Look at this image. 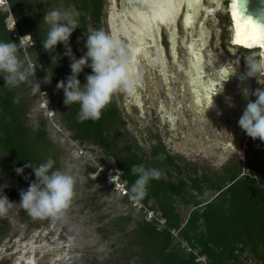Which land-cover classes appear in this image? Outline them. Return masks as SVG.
<instances>
[{
  "label": "trees",
  "instance_id": "1",
  "mask_svg": "<svg viewBox=\"0 0 264 264\" xmlns=\"http://www.w3.org/2000/svg\"><path fill=\"white\" fill-rule=\"evenodd\" d=\"M5 1L8 10H0V41L18 44L25 66L36 67L35 80L43 81L47 74L49 78L52 76L49 84L55 97L50 99L49 108L59 127L70 134L73 142L96 147L102 155L99 162L104 170H114L112 173L130 197L129 189L137 178L131 172L134 165L142 164L161 172L160 179L149 182L147 195L139 202L157 213L164 225L160 227L144 218L135 220L130 215L112 217L103 231L109 230L110 236L118 239L101 264H199L171 232L177 233L191 251L205 257L207 264H242L244 256L264 264V200L257 198V190L249 178L236 180L239 167L234 170V165H228L225 175L215 182L192 180L187 167H177L175 157L166 151L157 133L144 147L137 142L113 97L96 121L80 122L77 119L79 106L63 103V92L57 90L56 85L70 75V61L63 55L62 45H57L55 53L43 50L41 43L48 32V25L42 22L44 13L52 9L80 12L79 28L69 41L72 53L79 59L86 52L84 45L91 33L89 28H101L104 0ZM9 17L14 21L15 31L7 28ZM26 37L30 44L23 53L19 38ZM54 55L60 57L57 65L52 61ZM88 74L91 70L85 68L79 75L81 84ZM40 85L46 90L44 83ZM17 98L18 102H14ZM36 105L29 85L10 88L0 77V178L10 187L4 188V194L12 202L19 203V192L35 180L31 168H24L22 175L16 174V168H23L26 163L38 166L52 158L54 168L62 171V152L53 143L47 120L39 117L35 124L30 120V112ZM87 174H96V169L87 168ZM96 177L94 181L87 179L88 184L95 186L104 181L102 173ZM123 201L129 203V197H124ZM179 207L191 208L187 217H182ZM22 215V220H28L31 228H38L51 219H33L24 210ZM9 229L8 222L0 219V240Z\"/></svg>",
  "mask_w": 264,
  "mask_h": 264
},
{
  "label": "rangeland",
  "instance_id": "2",
  "mask_svg": "<svg viewBox=\"0 0 264 264\" xmlns=\"http://www.w3.org/2000/svg\"><path fill=\"white\" fill-rule=\"evenodd\" d=\"M111 0H104L103 17L101 20V28L109 32L107 24V16L109 13ZM221 2L222 10L216 12L215 18L212 20L228 21L227 4L229 0H218ZM201 7L205 9H213L215 4L212 0H202ZM0 10L6 12L8 6L5 0H0ZM60 11H65L60 9ZM181 13L176 17V28L173 29L170 25L168 28L159 25L160 39L164 40L163 47L160 46V52L163 57L167 74L165 78L159 75L157 62H148L147 58H154L155 49L150 41H146L148 47L146 56L138 55L136 72L140 77V86L135 90L133 96L125 93H116L113 95L118 108L121 111L122 117L125 120L127 129L132 133L137 142L144 147L149 141L153 140L155 133L159 135L161 141L171 156H174L178 151L182 153L185 159H190L193 155V147L190 143L189 135H193L194 131H198V137H201V132L190 124L185 125L184 130H180L182 137L175 140L173 137L166 134L164 123L159 121V111L157 104H163L166 107V100L163 97L164 86L170 87L172 96L175 97L177 84H172L171 80H183L180 75V70L184 68V44L187 43V32L181 30ZM202 17V10L199 9L196 22ZM7 28L15 31L14 21L9 17L6 21ZM227 28L231 27L228 23ZM90 32L94 31L90 27ZM208 36H213L212 51H216V32L214 28L207 29ZM233 33H229L232 36ZM145 41V40H144ZM142 41V42H144ZM141 42V46H142ZM226 43V42H225ZM30 41L20 43L22 52L29 46ZM143 49V48H142ZM237 51V49H234ZM255 51H249L247 54H253ZM135 57V59H136ZM152 61V60H151ZM261 63H263L260 57ZM151 63V64H150ZM29 66H32L29 64ZM263 73V72H261ZM259 74L258 87H264V73ZM167 84V85H166ZM45 89L40 85V91L44 95L36 94V107L30 112V120L36 123L39 117L46 119L48 122V132L51 135L53 143L62 152L61 169L63 172L73 176L75 180L74 198L70 207L66 210L63 216L58 219H49L38 228H31L30 222L24 219L22 209H13L4 219L9 224V233L0 240V264H101L104 262L109 253L110 247L117 242L118 237L110 236L109 230L103 231V228L112 217L117 215H130L135 220L144 217L145 210L134 207V204L129 201H123L124 196L122 190L118 187L114 170L105 171L99 160L102 158L100 151L90 145H79L70 139V134L59 127L57 120L54 117V112L49 108V101L55 97V92L49 83H44ZM252 101L255 97L252 96ZM228 103L236 101L235 97L226 98ZM185 102L181 101L182 107ZM223 111H227L223 109ZM232 116H240L239 110H229ZM238 133H244L238 124L232 125ZM224 131L228 127V123L221 125ZM194 128V129H193ZM204 135L208 138L214 135L212 127L204 128ZM191 133V134H190ZM245 135V133H244ZM246 137V136H245ZM193 141V139H192ZM201 151L204 167L210 165V169H216L219 165L233 154L232 151L225 150L222 153L218 152L216 158L211 163L208 157H213V153L218 145H210L203 143L202 139L197 138L193 141ZM224 142H231L230 137H224ZM233 144L239 141L233 139ZM108 161V159H105ZM113 165V163L111 162ZM87 168L96 169V174H87ZM104 175V181L99 182L95 186L88 184L87 179L94 181L97 175ZM119 183V181H118ZM0 185H9L0 178ZM194 196L195 193H193ZM19 204L18 202H15ZM191 208L182 210L179 207V212L183 218L187 217ZM102 229V233L98 230ZM242 264H259L254 259L245 256L242 258Z\"/></svg>",
  "mask_w": 264,
  "mask_h": 264
},
{
  "label": "clouds",
  "instance_id": "3",
  "mask_svg": "<svg viewBox=\"0 0 264 264\" xmlns=\"http://www.w3.org/2000/svg\"><path fill=\"white\" fill-rule=\"evenodd\" d=\"M80 15L75 9L63 12L52 9L45 12L42 22L48 25V32L41 45L45 52L51 53H55L58 44L64 47L63 55L70 61V75L59 81L56 88L63 92V103L66 106H79L77 119L80 122L96 121L114 94H132L140 86L141 80L138 74L130 70L129 49L104 29L94 30L87 35L84 45L86 52L79 59L75 57L69 41L72 33L79 28ZM59 58L54 55L52 61L57 65ZM246 62L249 78H258L264 72V63L255 54L248 55ZM85 68H89L91 74L86 75L85 83L81 84L78 77ZM35 72V66H25L20 58L18 44L0 41V77L4 79L5 86L16 88L26 84L31 87L33 95L46 96L40 91V84L49 83L52 76L49 78L47 74L43 81H37L34 79ZM232 72L233 69L231 72L225 70L223 77L213 86L208 107L212 103L211 96L223 92L220 82L227 80ZM251 95L255 100L247 103L238 120V127L252 140L264 142V90L256 89ZM14 102H18V98ZM229 106H232L231 103ZM218 133L227 134L231 141L229 147L237 151L231 134L223 130ZM54 164V160L48 158L38 166L26 163L23 168H16L17 175H22L24 168H31L35 180L29 183L26 190L19 192V204L10 201L4 194L7 185H0V217H5L13 209H22L33 219H58L63 216L74 198L75 180L72 175L55 169ZM131 172L137 178L129 191L132 199L137 201L147 195V186L151 180L161 178L158 169L146 168L142 164L134 165Z\"/></svg>",
  "mask_w": 264,
  "mask_h": 264
},
{
  "label": "flooded vegetation",
  "instance_id": "4",
  "mask_svg": "<svg viewBox=\"0 0 264 264\" xmlns=\"http://www.w3.org/2000/svg\"><path fill=\"white\" fill-rule=\"evenodd\" d=\"M119 1L120 0H115L117 4H119ZM203 16L204 13L202 12L201 19L195 23L194 38L196 43L194 44V57L192 58L186 49L183 48L185 54L184 68L179 71L183 80H171L172 84H177L175 97L172 96L169 85L168 87L164 86L163 97L165 98L167 105L165 107L163 104H157L159 121L160 123H164L166 134L173 137L175 140H179L182 137L180 130H184L186 124H190L194 126V128L195 124L199 126H196V129L201 132V137H198V131H194L193 135H189L190 143L194 151L192 157L187 160L179 151L174 155L177 167L179 169L187 167L192 180L201 181L207 179L210 182H215L221 175H225L228 170V165H230V167L234 165V170L238 167L240 168V174L236 180L245 177L249 178V181H252V186L257 190V198L261 201L264 200V195H262L264 191V142H261L259 139L252 140L246 134L238 133L239 131L237 132L232 125L238 124V120L245 110L247 103L252 101L251 93L256 89L264 90V87H258L259 76L258 78H249L247 76L249 69L246 62V57L250 55L247 53L249 51H255L253 54H255L259 60L261 57L264 63V51L261 48L244 50L232 45L231 36L228 37V30L230 27L227 28L226 26L228 23L231 26L230 19L228 21L220 19L212 20L209 18L203 20ZM180 22V28L181 30H184L182 15ZM201 23L202 26H200ZM210 27L214 28L216 32V51L214 52L212 51L213 36L211 33L210 36H208L207 32V29ZM200 29H204L207 32L208 37L205 43L206 52L200 51L202 49ZM150 44L152 45V42H150ZM159 44L163 47L164 40L162 38L160 39ZM152 48L154 49V46ZM234 49H237V51H234ZM200 60L201 70L199 71L196 66ZM147 61L157 62L161 80L162 78H165L167 70L165 74L156 54H154V58L152 59L147 58ZM232 69V75L227 80L220 82L223 87L222 94L212 95V103L208 107L209 97L213 91V86L219 82L221 77H223L225 70L231 72ZM263 73H261V76ZM247 92H249L248 95ZM228 97L236 98V101L231 104V107L226 101V98ZM184 100L185 102L183 104L185 107H182L181 101ZM223 109H226L227 111H223ZM236 109L240 112L239 117L232 116L229 112V110ZM170 116L174 119L173 130L170 129V124L168 122ZM223 123H228V127L225 131L231 134L234 140L239 141V143H235L234 145L237 151L232 147H229L230 142H224V137H227V134L222 135L218 133L219 131H224L223 127H221ZM209 125L214 130V135L208 138L202 131H204V128ZM197 138L202 139L205 144L208 143L214 146L215 144L218 145L215 149L217 151H214L213 153V157H208L210 158V163L217 157L218 152L222 153L225 150H229L232 151L233 154L225 159L216 169H210V165H205L204 167L205 163L203 162H205V158L203 159V157H201V151L198 150L197 145L193 142ZM228 186L229 184L226 188Z\"/></svg>",
  "mask_w": 264,
  "mask_h": 264
},
{
  "label": "water",
  "instance_id": "5",
  "mask_svg": "<svg viewBox=\"0 0 264 264\" xmlns=\"http://www.w3.org/2000/svg\"><path fill=\"white\" fill-rule=\"evenodd\" d=\"M179 1L181 2L179 14H182L183 29L187 32L188 36V42L187 44H184V49H186L189 55L193 58L195 52L194 44L196 43L194 38V29L198 10L201 9L204 13L203 20L208 18L214 19L216 12L222 10L221 2L218 0H212L215 4L213 9H205L201 7L202 0H120L119 4H117L115 0H111L107 16L109 33L116 39L120 40L131 52L132 28L130 26V17H139L141 20V26L136 30V33L142 34V26L153 28L152 39L147 40L152 42L155 54L160 61V66L166 74V69L163 66L164 61L162 60L160 52L159 31L155 28L153 21H176V3ZM227 11L231 22V27L228 30L229 33H233V30L237 27H245V33L247 36L250 32L255 33L257 36V40L251 43V47H247L244 45H236L232 34V45L244 50L261 48L264 51V0H229L227 4ZM232 13L236 18L235 22L232 19ZM162 25L166 28L170 25L173 29L176 28L175 22ZM200 26H202V23ZM200 31L202 39V49L200 51L206 52L205 43L208 37L207 32L204 29H200ZM144 46L146 53V49L148 47L145 44ZM200 63L201 60L196 66L199 71L201 70ZM135 65H137V63ZM131 70L134 74H137L133 68ZM248 93L249 92H247V95ZM134 94L135 92L133 95ZM173 121L174 119L170 116V118H168V122L171 130L174 129Z\"/></svg>",
  "mask_w": 264,
  "mask_h": 264
},
{
  "label": "bare ground",
  "instance_id": "6",
  "mask_svg": "<svg viewBox=\"0 0 264 264\" xmlns=\"http://www.w3.org/2000/svg\"><path fill=\"white\" fill-rule=\"evenodd\" d=\"M180 7H181V2L179 1L176 3V17L179 14ZM232 19L234 22L236 21V18L233 15V13H232ZM153 22H154L155 28L158 31L159 25L170 24V23H174L175 21H153ZM130 26L132 28L131 29L132 34H131L130 70L133 68L134 71L136 72V65L135 64L138 62L137 57H138V55H139V57L140 56H146L144 44H145L147 39H150V40L152 39L153 28L142 26V34L136 33V30L141 26V20L139 17H134V16L130 17ZM245 36L247 37V34L245 33V27L244 28L237 27V28H235V30H233V40L236 43V45H244V46L248 45V43H247L248 41L246 40ZM142 41H144V42H142ZM237 41H239V43ZM141 42H142V46H141ZM135 57H136V59H135ZM163 66H164V63H163ZM133 93L131 95H133Z\"/></svg>",
  "mask_w": 264,
  "mask_h": 264
},
{
  "label": "built area",
  "instance_id": "7",
  "mask_svg": "<svg viewBox=\"0 0 264 264\" xmlns=\"http://www.w3.org/2000/svg\"><path fill=\"white\" fill-rule=\"evenodd\" d=\"M15 34H16V32H15ZM16 36L17 35H14V37H16ZM24 41L25 42H28L30 40H29L28 37H26V38H19V42L21 44L24 43ZM115 177H116V179H118L117 176H115ZM118 181H119V179L116 180V183L115 184H117L118 187L123 188L122 183L120 181L118 183ZM122 195L124 197H129V201L134 204V207H138L139 209L145 210L144 217H143L145 221H147V222H156L160 227L164 225V221L162 219H160V217H159V215L157 213H154L152 211L147 210L146 208H144L141 205V203L139 201L132 199V197H130V195H129V193H128V191L126 189H123L122 190ZM171 234L175 238V240L182 245V247L186 250L187 253H190V252L193 253V255L196 258L195 259V262L196 263H199V264H207L206 258L205 257H202V256H198L196 251H191V249H189L184 243H182L180 241L177 233L171 232Z\"/></svg>",
  "mask_w": 264,
  "mask_h": 264
},
{
  "label": "snow or ice",
  "instance_id": "8",
  "mask_svg": "<svg viewBox=\"0 0 264 264\" xmlns=\"http://www.w3.org/2000/svg\"><path fill=\"white\" fill-rule=\"evenodd\" d=\"M153 19H154V17H153ZM246 40L249 42L248 45H246V46H249L250 47L251 46V43H253V42H255L257 40V36H256L255 33L250 32L248 34V36L246 37ZM237 42L239 43V41H237Z\"/></svg>",
  "mask_w": 264,
  "mask_h": 264
}]
</instances>
